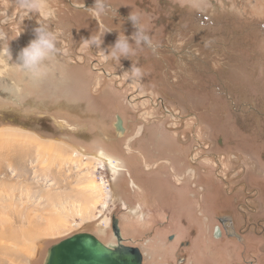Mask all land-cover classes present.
<instances>
[{
  "label": "rangeland",
  "instance_id": "rangeland-1",
  "mask_svg": "<svg viewBox=\"0 0 264 264\" xmlns=\"http://www.w3.org/2000/svg\"><path fill=\"white\" fill-rule=\"evenodd\" d=\"M47 2L56 12L44 20L19 8L17 0H0V45L12 54V59L0 56V221L10 226L0 230V264H43L50 246L80 233L116 243L114 218L126 245L148 253L145 264L256 259L254 247L235 252L214 240L217 223L209 214L200 235L191 238L187 219L175 209L177 203L169 202L177 198L171 191L176 188L161 181L163 188L154 192L137 172H163L175 183L189 178L182 187L193 194L184 203L193 214L203 190L199 173L208 188L230 193L242 204L244 198L235 192L245 170L260 171L264 180V167L251 162L244 143L239 142L240 149L226 147L231 134L239 135L233 126L238 120L261 139L263 146L254 150L264 151L263 117L250 112L252 104L264 114V0H106L108 11L99 17L88 11L95 0ZM132 12L153 47L130 40L134 54L119 61L106 59L95 45L81 47L82 38L92 35L103 38L104 50L120 34L131 38L136 31L128 19ZM38 23L57 32L59 70L33 83L14 62L35 38ZM133 64L141 70L137 76L128 73ZM102 124L106 127L99 129ZM144 137L153 139L150 150L157 149L160 137L175 164L142 154ZM113 139L119 142L115 146L109 145ZM102 152L120 172L100 160ZM184 162L179 177L173 165ZM245 217L239 221L242 228L249 223Z\"/></svg>",
  "mask_w": 264,
  "mask_h": 264
},
{
  "label": "flooded vegetation",
  "instance_id": "flooded-vegetation-1",
  "mask_svg": "<svg viewBox=\"0 0 264 264\" xmlns=\"http://www.w3.org/2000/svg\"><path fill=\"white\" fill-rule=\"evenodd\" d=\"M232 102L235 103L234 101ZM251 107L252 110L250 112L252 113L253 117H263L262 120H264V114L260 111V109L252 104ZM245 108L247 109V111H249L248 106H245ZM239 114L245 113L244 111H242ZM198 118L200 119L203 117L201 115H198ZM246 124V121L240 122L238 120H234L233 126L235 127V129L238 130L239 135L236 136L237 134H231L229 136L230 138H228L230 139L231 145L228 141V146L226 147L232 148L235 146L236 148H239V142L244 143L245 150H242L245 151L246 154H249V156H252L251 158L253 159L251 160V162L257 163L261 167H264V151L261 152L254 150V148L261 146V139L257 137L255 138L253 136V133L248 132L246 129H243L242 125ZM158 138L159 141H157L155 145L157 149L153 150L149 149V147H151L150 142L154 145V143H152L151 141L152 138L150 140H145V137L144 139H140V146L142 147L143 152L147 154L151 153V160L153 161L155 160L157 162L159 161L163 163L164 160L170 159L172 163L175 164L174 160L172 159V152L166 147L167 145H163L164 141H162L160 137ZM158 142L162 144V146ZM114 143L115 142H113V144ZM199 160L202 159L200 158ZM186 166L187 163L185 162L181 165H173L174 172L179 177L184 176ZM248 166L250 165L248 164ZM254 170V168H251L249 170L246 169L245 174L243 175L245 176L244 179L246 178V181L243 179L242 184L236 186V188H238V190L240 191L237 190L235 194L238 195V197L241 196L244 198V204H242L241 201L237 198L233 197V195L230 193H226L225 191L221 193L217 187H214L213 190L210 187L208 188L202 183L205 181V178L201 177L202 173H199L200 177L198 178V181L200 182V184L198 185V188L203 190L201 191L198 200L200 206L196 205L194 214L192 213L190 207L184 205L185 201L188 199L187 197H189L190 199H194L193 194L187 193V190L184 188L186 186L182 187V185L190 184L189 178H183L182 182L175 183L172 178L163 174V172H158L157 174L155 173L146 176L147 173H145L144 170L141 169L137 173L141 175L140 177L144 180V183H147L151 186L154 192L156 190L159 193L160 188H163L161 181H166L170 187L176 188L177 191H171L173 193L178 192L177 198H175L174 196V198L171 199V201L169 202H172V204L177 203L175 209L177 210V212L181 213V215L185 217V219H187L186 230L190 234L191 238L197 239L198 235H200L201 228H203L205 222L208 223V220L204 215L209 214V219L211 218L212 220L216 221L217 225H215V227L218 226L221 232L220 237L216 238L215 227L213 228L212 238L214 240L218 239L223 247L229 246L230 248H233L235 252H237V249L240 248L245 249V247H254L256 248L258 256L256 257V259H253V261H251L249 264H264V180L259 178L261 177V174H259L260 171L256 172ZM144 189L146 188L144 187ZM164 192L165 191H163L161 195H163ZM180 199L183 200V203L179 201ZM220 214H229V216H227V218H222ZM242 215L244 217L245 215L249 217H245L242 219L243 221L246 220V222L249 221V223H247L248 225L245 228H242L243 225L241 227L239 226L240 218L243 217ZM121 235L124 240L122 244H126V237H124L122 233Z\"/></svg>",
  "mask_w": 264,
  "mask_h": 264
},
{
  "label": "clouds",
  "instance_id": "clouds-1",
  "mask_svg": "<svg viewBox=\"0 0 264 264\" xmlns=\"http://www.w3.org/2000/svg\"><path fill=\"white\" fill-rule=\"evenodd\" d=\"M18 7L26 12L38 13L44 20L55 17L56 10L52 8L47 0H17ZM88 11L93 16H102L108 11L106 0H95L94 6L88 8ZM128 19L132 22L136 31L131 38L124 33L120 34L113 46L109 49H102L103 38L100 36H91L90 38H82L81 47H90L95 45L104 53L105 58H112L117 61L121 58H128L134 54V44L139 47L141 45H147L153 47L152 39L147 35L143 25L140 23L139 16L132 12ZM39 26L34 29L35 38L32 39L27 46L22 48L18 53L14 67L22 71L24 76L33 83H39L51 76L55 75V72L59 70L56 57L59 54L58 35L56 31L50 30L46 24L38 23ZM8 56L12 59L10 47L5 49L0 45V56ZM140 68L135 64L132 65L130 70L131 75L137 76L140 74ZM19 95L20 90L16 89Z\"/></svg>",
  "mask_w": 264,
  "mask_h": 264
},
{
  "label": "water",
  "instance_id": "water-1",
  "mask_svg": "<svg viewBox=\"0 0 264 264\" xmlns=\"http://www.w3.org/2000/svg\"><path fill=\"white\" fill-rule=\"evenodd\" d=\"M116 129L119 133L124 132L121 118H117ZM112 228L117 237L116 243L104 244L90 233L75 234L50 246L43 264H145L146 254L139 247L122 244L124 240L116 218ZM215 232L216 238H219L221 232L218 226Z\"/></svg>",
  "mask_w": 264,
  "mask_h": 264
},
{
  "label": "bare ground",
  "instance_id": "bare-ground-1",
  "mask_svg": "<svg viewBox=\"0 0 264 264\" xmlns=\"http://www.w3.org/2000/svg\"><path fill=\"white\" fill-rule=\"evenodd\" d=\"M60 126H64V125H62L61 123L59 124ZM199 147V146H198ZM52 148H53V150L55 149V150H58L59 151V148H57V147H51V150H52ZM141 153L142 154H144L143 153V151H141ZM77 154H78V152H77ZM76 154V155H77ZM82 154V153H81ZM75 155V154H74ZM75 155V156H76ZM145 155V154H144ZM196 155V154H195ZM99 157H100V160H103V161H105V163L107 164V165H109L110 166V168H111V171L113 172V173H118V172H120L121 171V169H119L118 168V164L116 163V161H113V158L112 157H110L108 154H106V153H104V152H102L100 155H99ZM194 159H196V157L194 158ZM166 162V160L165 161H163V163H165ZM157 162H155V164H156ZM167 163H168V161H167ZM216 164V163H215ZM219 163H217V165H218ZM158 165V164H157ZM164 166V165H163ZM108 167V166H107ZM171 170V169H170ZM193 173V172H192ZM174 174V173H173ZM192 176V175H191ZM173 177V176H172ZM107 182L108 181H104L103 180V184H102V186L104 185V186H106V184H107ZM106 183V184H105ZM113 185V184H112ZM97 187L98 186H96V184L95 183H91V185L89 186V188H90V190H92V191H96L97 190ZM112 191V190H111ZM102 196V195H101ZM106 199V198H105ZM106 206H107V204H105ZM100 214V213H99ZM98 214V215H99ZM100 216V215H99ZM10 226H8V225H6L4 222H1L0 221V230H3V229H8ZM10 230V229H9ZM205 230V229H204ZM12 232V231H11ZM145 254H146V257L148 256V253L147 252H144Z\"/></svg>",
  "mask_w": 264,
  "mask_h": 264
},
{
  "label": "trees",
  "instance_id": "trees-1",
  "mask_svg": "<svg viewBox=\"0 0 264 264\" xmlns=\"http://www.w3.org/2000/svg\"><path fill=\"white\" fill-rule=\"evenodd\" d=\"M76 111H78V110H76ZM79 112V111H78ZM83 111H82V109L80 110V113H82ZM75 116V115H74ZM80 116V115H79ZM90 116V115H89ZM90 118V117H89ZM90 124V123H89ZM92 125H94V124H92ZM96 126V125H95ZM102 127H100L99 129H102L103 127H106V125L105 124H102L101 125ZM98 127V126H97ZM93 133H95L94 131H92ZM98 131H96V133H97ZM98 133H100V132H98ZM87 134H89V133H87ZM90 135L92 136V134H91V132H90ZM113 142H115L114 144H113ZM113 142H111L109 145H113V146H115L116 144H117V142H116V139H113Z\"/></svg>",
  "mask_w": 264,
  "mask_h": 264
},
{
  "label": "built area",
  "instance_id": "built-area-1",
  "mask_svg": "<svg viewBox=\"0 0 264 264\" xmlns=\"http://www.w3.org/2000/svg\"><path fill=\"white\" fill-rule=\"evenodd\" d=\"M106 187H107V191H108L109 185H108V186H106Z\"/></svg>",
  "mask_w": 264,
  "mask_h": 264
}]
</instances>
